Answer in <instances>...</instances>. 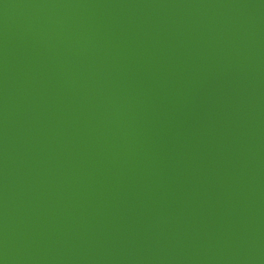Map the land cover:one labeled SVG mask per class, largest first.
Returning a JSON list of instances; mask_svg holds the SVG:
<instances>
[{
    "label": "water",
    "instance_id": "1",
    "mask_svg": "<svg viewBox=\"0 0 264 264\" xmlns=\"http://www.w3.org/2000/svg\"><path fill=\"white\" fill-rule=\"evenodd\" d=\"M0 264H264V0H0Z\"/></svg>",
    "mask_w": 264,
    "mask_h": 264
}]
</instances>
